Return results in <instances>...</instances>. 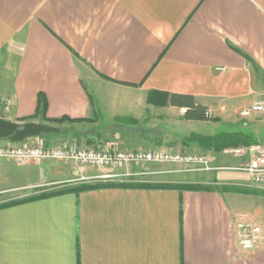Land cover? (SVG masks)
Listing matches in <instances>:
<instances>
[{
    "label": "crops",
    "instance_id": "crops-1",
    "mask_svg": "<svg viewBox=\"0 0 264 264\" xmlns=\"http://www.w3.org/2000/svg\"><path fill=\"white\" fill-rule=\"evenodd\" d=\"M2 72L11 122L89 120L97 150H172L189 137L176 115L205 127L264 101V0H0ZM182 102L211 120H186ZM193 148L215 170L0 159V181L19 183L0 193L44 194L0 208V264H264V189L244 187L241 159ZM242 218L262 228L253 249Z\"/></svg>",
    "mask_w": 264,
    "mask_h": 264
},
{
    "label": "built area",
    "instance_id": "built-area-1",
    "mask_svg": "<svg viewBox=\"0 0 264 264\" xmlns=\"http://www.w3.org/2000/svg\"><path fill=\"white\" fill-rule=\"evenodd\" d=\"M14 107L11 98H4L0 108L9 115ZM264 114V101L254 103L250 109L241 112L242 118ZM224 155L241 159L244 164L235 168L248 174L254 186L264 189V144L254 143L247 146L226 148ZM0 159L19 164L34 160L67 161L93 169H122L141 164H174L196 168L197 171L215 170L205 155L183 154L171 151H101L81 147L77 143L70 146H44L31 143L0 144ZM240 244L244 249H253L261 241L262 228L242 218L238 225Z\"/></svg>",
    "mask_w": 264,
    "mask_h": 264
},
{
    "label": "rangeland",
    "instance_id": "rangeland-1",
    "mask_svg": "<svg viewBox=\"0 0 264 264\" xmlns=\"http://www.w3.org/2000/svg\"><path fill=\"white\" fill-rule=\"evenodd\" d=\"M9 87H10L9 75L6 72L0 73V102L4 99V97L8 95ZM1 111L3 112L2 108H0V118L6 119L10 117L9 115L4 114V112L2 113ZM178 116L179 115H176L174 117V120H175L174 122L176 123L177 121H181L180 128L176 129L175 127L173 130H177L179 134H181L182 136H188V135L190 136L191 134H193V132H197V133L207 135V136H212V135H216L218 133H223V132H243L249 135L250 137H252L254 143L264 144V114L255 115V116H252L246 119L242 118L238 114H235L232 118L229 117V118H226L225 120H221V123L213 122L210 126H205V127L196 125V124H189L186 126L185 122H183V119L181 120V116H179L180 118H178ZM49 125L59 127L62 129V132L60 134H55V136L59 135L61 137V143H60L61 145L69 146L74 143H77L81 147L86 146L89 148L97 149L96 147H91V145H88L86 140L83 138L84 136L83 133L85 132V125L83 123H78V124L64 123L62 125H56V124H49ZM5 141L7 140H3V142ZM3 142L0 141V144ZM168 146L172 150H166V151L179 152L183 154L205 155L208 158H210L208 154L202 151H199V150H195L193 148L194 145L187 146L182 143H178L176 139ZM216 157H217L216 160H219L220 155H217ZM224 157L228 158V156H224ZM209 160L211 161V158ZM1 164L4 165L6 163L3 160H0V166ZM72 164L75 167L81 166V165H76L73 162ZM243 164L244 162H242V165ZM15 167L17 166H9L10 169L15 168ZM180 167H182L183 169L187 168L189 171H197L196 168H193V167H186V166H180ZM198 177H202V175H199ZM241 183L245 184L244 187H257V186H254L251 183V181L248 182L244 180ZM17 185H19V183L15 181L14 179L12 180L7 179V181H3V182L0 181V189L7 188L9 190H12ZM202 187H210V186L204 185ZM67 188H71V187H67ZM58 191L60 192V190ZM58 191L47 192V194L56 193ZM42 194L43 192L42 193L37 192V191L34 192V190L2 192L0 193V207L20 202L31 195L40 197L42 196ZM262 194H264V192ZM260 203H261L260 207L264 208V197H262V199L260 200Z\"/></svg>",
    "mask_w": 264,
    "mask_h": 264
},
{
    "label": "trees",
    "instance_id": "trees-1",
    "mask_svg": "<svg viewBox=\"0 0 264 264\" xmlns=\"http://www.w3.org/2000/svg\"><path fill=\"white\" fill-rule=\"evenodd\" d=\"M181 106L188 108L187 112L184 115V118L186 120H192V121H210L211 120L210 114L208 113L207 109L202 107L201 105L195 104V102H191V103L182 102ZM45 114H46V104L45 103L43 105L40 104L35 116L36 117L42 116L44 118ZM51 122L52 124L62 125L64 123L78 124V123H86L90 121L89 120L88 121L87 120H72L69 118H62V119L53 120ZM183 142H184L183 143L184 145H187V146L197 145L205 151H211V152L213 151L216 153H221L226 148H235L239 146H247V145L254 144L252 137H250L249 135L243 132H223V133H218L212 136L191 134L189 137L185 138ZM87 144L91 145V143H87ZM163 187L168 188L167 186H163ZM181 188L191 189V190L196 189L191 186H186V187H181ZM3 207H6V206H2L0 208H3Z\"/></svg>",
    "mask_w": 264,
    "mask_h": 264
},
{
    "label": "water",
    "instance_id": "water-1",
    "mask_svg": "<svg viewBox=\"0 0 264 264\" xmlns=\"http://www.w3.org/2000/svg\"><path fill=\"white\" fill-rule=\"evenodd\" d=\"M61 132V128L51 125L36 122L15 123L0 118V141L7 140L19 144L28 139L60 134Z\"/></svg>",
    "mask_w": 264,
    "mask_h": 264
}]
</instances>
